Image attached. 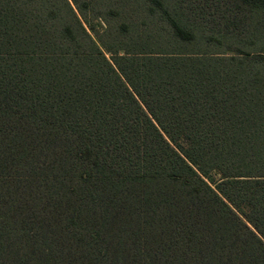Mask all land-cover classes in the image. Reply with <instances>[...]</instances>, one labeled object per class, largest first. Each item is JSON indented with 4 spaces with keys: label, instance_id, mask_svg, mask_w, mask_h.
<instances>
[{
    "label": "trees",
    "instance_id": "1",
    "mask_svg": "<svg viewBox=\"0 0 264 264\" xmlns=\"http://www.w3.org/2000/svg\"><path fill=\"white\" fill-rule=\"evenodd\" d=\"M0 264H264V0H0Z\"/></svg>",
    "mask_w": 264,
    "mask_h": 264
}]
</instances>
